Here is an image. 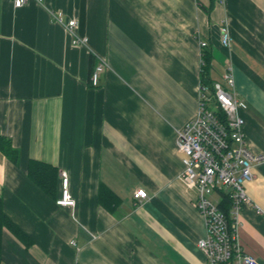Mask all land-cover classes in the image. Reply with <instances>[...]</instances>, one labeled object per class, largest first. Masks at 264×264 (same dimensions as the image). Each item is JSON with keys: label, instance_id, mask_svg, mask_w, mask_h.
<instances>
[{"label": "crops", "instance_id": "1", "mask_svg": "<svg viewBox=\"0 0 264 264\" xmlns=\"http://www.w3.org/2000/svg\"><path fill=\"white\" fill-rule=\"evenodd\" d=\"M51 11L75 19L85 43ZM205 50L211 79L246 104L248 149L263 153L264 0H0V132L17 151L0 152V197L29 241L3 229L0 264H207L176 147L197 108ZM30 159L57 169L53 197L27 176ZM62 172L73 206L56 203ZM252 173L238 240L264 264V160Z\"/></svg>", "mask_w": 264, "mask_h": 264}, {"label": "built area", "instance_id": "2", "mask_svg": "<svg viewBox=\"0 0 264 264\" xmlns=\"http://www.w3.org/2000/svg\"><path fill=\"white\" fill-rule=\"evenodd\" d=\"M29 0H12L14 7H20ZM39 4L43 0H34ZM51 19L61 23L73 36V43H85V38L75 35V19L64 20L59 12H50ZM219 42L229 47L231 38L224 21L219 27ZM201 48L206 42L199 43ZM201 65L204 66L203 54ZM105 63L97 62L91 69L89 83L99 84ZM224 81L233 86L232 65L226 66ZM246 104L238 100L233 92L227 91L219 81L210 85L201 78L198 89L197 108L188 121L176 130V147L183 164L180 180L194 190L193 205L204 222V236L197 241V247L204 253L207 264H259L252 255L245 253L238 240L241 223L240 210L243 203H249L245 184L253 179V164L264 160V152L252 153L243 133L244 120L240 110ZM220 108L221 120L215 112ZM220 192L230 199L228 214L219 208ZM217 198L214 200L212 196ZM136 199L147 198L144 189L134 192ZM57 204L73 206L74 199L67 188V177L61 173L60 197Z\"/></svg>", "mask_w": 264, "mask_h": 264}, {"label": "trees", "instance_id": "3", "mask_svg": "<svg viewBox=\"0 0 264 264\" xmlns=\"http://www.w3.org/2000/svg\"><path fill=\"white\" fill-rule=\"evenodd\" d=\"M203 60L204 66L202 67L201 78L205 83L209 85L213 82L210 77V68H211V54L209 51H203ZM218 117L224 121L225 115L223 111L219 108L215 109ZM0 152L4 154L9 159H16L17 151L12 146L11 140L3 135L0 132ZM27 176L37 185L46 195L53 197L56 192V178H57V169L45 162L36 161L33 159L28 160L27 163ZM221 203V204H220ZM219 208L223 210L226 214H228L230 199L224 193L220 192V201ZM222 206L223 209L220 207ZM227 207L226 210H224ZM3 229L11 232L15 237L19 240L28 244L27 235L21 230V228L11 220V218L5 213L3 210V202L0 197V262H1V237L3 233Z\"/></svg>", "mask_w": 264, "mask_h": 264}, {"label": "bare ground", "instance_id": "4", "mask_svg": "<svg viewBox=\"0 0 264 264\" xmlns=\"http://www.w3.org/2000/svg\"><path fill=\"white\" fill-rule=\"evenodd\" d=\"M205 48V47H204ZM201 54V53H200ZM92 69V68H91ZM91 72V71H90ZM90 75V74H89ZM234 85V84H233ZM228 87V86H227ZM230 88V87H229ZM228 89V88H227ZM219 109V108H218ZM219 115V114H218ZM221 204V203H220ZM222 209H223V207L222 206H220ZM225 209L224 210H226V208L227 207H224Z\"/></svg>", "mask_w": 264, "mask_h": 264}, {"label": "rangeland", "instance_id": "5", "mask_svg": "<svg viewBox=\"0 0 264 264\" xmlns=\"http://www.w3.org/2000/svg\"><path fill=\"white\" fill-rule=\"evenodd\" d=\"M216 198H217V197H216L215 195H213V196H212V199H214V200H215Z\"/></svg>", "mask_w": 264, "mask_h": 264}]
</instances>
